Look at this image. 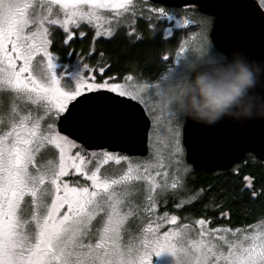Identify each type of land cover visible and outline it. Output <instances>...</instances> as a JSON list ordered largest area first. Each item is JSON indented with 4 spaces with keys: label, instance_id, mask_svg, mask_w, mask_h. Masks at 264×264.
<instances>
[{
    "label": "snow or ice",
    "instance_id": "obj_1",
    "mask_svg": "<svg viewBox=\"0 0 264 264\" xmlns=\"http://www.w3.org/2000/svg\"><path fill=\"white\" fill-rule=\"evenodd\" d=\"M131 3L132 0H0V92L11 93L10 110L3 109L0 99V264H152L153 255H172L178 249L189 251L194 264H264V233L225 226L208 228L207 217L195 220L198 240L190 239L188 224L161 232L160 224L149 220L139 235L129 226L132 217L154 214L158 198L166 202L169 187L185 188L181 173L189 169L182 159L183 118L157 104L161 76L154 83L129 88L116 82L101 66L99 78L81 71L71 80L74 87L71 83L62 85V77L69 74L57 75L55 71L56 57L49 50L53 40L49 39L51 30L46 25H60L67 44L74 35L70 24L77 28L81 21L91 24L101 19L100 9L128 11ZM56 5L63 12V20L53 18ZM258 7L264 8V0H259ZM149 11L156 13L157 23L175 19L163 7H150ZM171 32V27L164 29L166 36ZM79 35L85 34L81 31ZM101 35L112 36L114 32L96 31V36ZM186 51L181 47L176 58ZM211 52L209 63L223 62L224 57ZM199 55L195 54L196 58ZM82 68L90 70L87 63ZM132 79L130 75L126 77L127 81ZM149 89L148 100L158 111L153 123L163 119L167 125L166 129L158 128L157 134L165 130L168 133V165L162 162L158 150L155 164L129 163L123 174H102L100 163L115 161L119 165L130 157L108 151L89 155L78 141L92 130L100 113L126 110L127 102L117 97L145 104L141 93ZM254 94L264 101V93L258 88ZM259 106L264 110V102ZM57 120L63 126L61 130L56 128ZM93 160L99 162L93 168L87 167ZM173 162L171 184L167 179L158 183L155 177L167 178L169 173L157 171L153 176L149 168L156 164L173 167ZM73 175L84 177V182L71 180ZM244 180L252 197H264V189L257 192L251 177L245 176ZM140 181L145 182L143 199L139 183H134ZM202 193L200 190L188 197V202ZM175 206L179 208L181 204ZM216 207L213 205V210ZM220 215L227 213L221 209ZM159 219L176 225L178 217H169L165 212Z\"/></svg>",
    "mask_w": 264,
    "mask_h": 264
},
{
    "label": "water",
    "instance_id": "obj_2",
    "mask_svg": "<svg viewBox=\"0 0 264 264\" xmlns=\"http://www.w3.org/2000/svg\"><path fill=\"white\" fill-rule=\"evenodd\" d=\"M147 1L167 9L195 8L199 14L212 20L208 37L215 52L224 53L229 58L233 53H240L249 61L264 66V10L258 7L257 0ZM213 65L206 63L196 70L210 74ZM262 83L264 77L257 86L260 93H264ZM109 95L117 96L116 93ZM117 98L127 102L126 110L100 113L92 130L78 143H82L88 152L108 151L130 158H145L150 122L137 102L126 97ZM62 127L57 120V130ZM181 143L185 164L197 172L227 171L247 155L264 163V116L245 120L225 117L213 125L183 119Z\"/></svg>",
    "mask_w": 264,
    "mask_h": 264
},
{
    "label": "trees",
    "instance_id": "obj_3",
    "mask_svg": "<svg viewBox=\"0 0 264 264\" xmlns=\"http://www.w3.org/2000/svg\"><path fill=\"white\" fill-rule=\"evenodd\" d=\"M147 27L148 24H139L132 33L118 30L109 39H95L90 29L80 28L73 32V39L67 44L64 43L66 34L60 29L51 28L49 39L53 43L49 50L62 65L69 67L74 62L81 69L87 63L90 70L82 69L89 77L96 75L99 78L102 75L99 67L104 66L106 73L115 77L118 83L122 84L129 75L135 83H150L172 65L181 38L177 32L165 39L161 31L164 27L158 26L153 32L148 31ZM80 31L84 32L83 37L79 35ZM165 56L170 59L165 60ZM189 169L186 190L179 195L178 201L173 197L167 198L166 202L162 199L158 203L160 213L176 215L180 224L207 217L212 227L233 229L247 228L264 221V197H252L244 180L245 176H249L257 192L264 189V163L247 155L241 163L227 171L208 174ZM200 190H203L201 197L188 202V197ZM177 203L181 207L177 208ZM205 205L209 206L206 208ZM213 205L218 207L213 210ZM221 209L227 216L220 215Z\"/></svg>",
    "mask_w": 264,
    "mask_h": 264
},
{
    "label": "rangeland",
    "instance_id": "obj_4",
    "mask_svg": "<svg viewBox=\"0 0 264 264\" xmlns=\"http://www.w3.org/2000/svg\"><path fill=\"white\" fill-rule=\"evenodd\" d=\"M257 1L259 3V0H257ZM27 2L35 3V0H27ZM129 6L137 7L136 8V14L139 16H142L144 19H149V17H155L156 16V13L149 11L148 6L145 5L146 8H144V4L140 0H132V3ZM262 9L264 10V8H262ZM121 10L122 9H113V8L100 9L99 15H100L101 19L99 21L93 20L91 24H89L87 21H81L80 26L78 28L75 25L70 24L69 30L74 32L80 28L91 29V31H93V33H94V36H96V31H98V30L101 32H106V31L111 30L113 32V30L116 29L113 26L114 25H118V26L121 25V22H120L121 20H118L116 16H115L116 20L111 19L112 18L111 15H103L102 13H100V11H110L111 14H115ZM171 14L175 17V19L171 22L165 23L166 25H168V27H171L172 30L184 29V28L189 27V30H188V32L185 33L186 36L183 39H181L180 42H178L176 52H175L173 59H172L173 62H172L171 67L166 69V71H164L160 76L167 73V78L172 77V78L178 79V78H181L185 75H189L191 73L192 70H191L190 66L198 63L195 54H200L202 52V50L205 49L206 45L210 42L209 37H208V31L211 27V19L209 17L200 16L198 18L192 19L191 23L188 22L187 25H185L184 21L185 20L187 21L188 18L186 19L183 16L178 15L174 12H171ZM57 17H59L61 20H63V18H64L63 12L60 10L59 5H56L53 8V18H57ZM178 22H179L180 26H177ZM112 23H113V26L110 27V25ZM46 26H48L50 28V30H51V28H57L63 32V29L60 27V25H46ZM163 36L168 37L165 35V33H163ZM181 47H184L187 51L185 53H180L181 57L176 58ZM212 50H213V48H212ZM211 56H213L212 52H211ZM37 59H39V57ZM56 63H57V68L55 69V71H56L57 75H60L62 72L69 74L68 76L65 74L62 77V79H61L62 85L65 83H71V86L74 87L75 86L74 82H71L72 78H74L79 73H81V71H84V70L82 68L80 69L77 64L74 65V62L71 63V65H69V67H68L65 64L64 65L60 64L56 58ZM207 63H209V62H207ZM67 68H69L70 71L67 70ZM154 82L135 83L133 80H131V81L125 80L122 84H125L129 88H138L140 85L151 84ZM148 91H151V90L149 89V90L141 93V95H143L145 97V101H146L145 104H141L138 100H133V101L137 102L142 107L146 117L148 118V120L150 122V128L148 131V155H147V157L144 159L130 158L129 161H121V163L119 165L116 164L115 161H110L107 165L100 163L99 166L101 168L102 174H104L106 171L109 173H115L117 175L123 174V172L127 171V167L129 165V163H131L132 165L144 164L146 162H152L155 164L157 161V151L158 150H159V154H160L162 162L165 165H168V163H169V151H170L169 147H168V143H167L168 142V133L165 130L162 134H160V135L157 134L158 128L166 129L167 125L163 121V119H161V121L158 122L157 124L153 123V117L158 115V111L153 110V106L148 100ZM10 96H11V93L6 91V90L3 92H0V99H2V101H3V109L4 110H10V101H9ZM126 98L131 99L130 97H126ZM31 107L35 108L34 105H32ZM40 114L42 115L43 113L41 112ZM33 115L35 116L36 113L34 112ZM44 120H47V117H45ZM44 120L41 121L42 125L44 123ZM182 123H183V119L181 121V129H182ZM0 127H2V126H0ZM180 139H181V137H180ZM181 146H182V143H181ZM72 151L74 152L75 149H73ZM86 152L89 155L91 153H93V152H88V151H86ZM94 152L100 153L102 151H94ZM57 155H58V153H57ZM182 159H183V163L185 164V162H184V151H183ZM98 162H99V160H93L91 164L87 165V167L93 168V166L96 165ZM173 165H174L173 167L161 168L158 166V164H156V166L150 167L149 171L152 173L153 176H155V173L157 171H160L162 173L164 171H167L169 173L167 178H165L164 176L155 177V178H156L158 183H162L165 179H167L168 184L170 185L172 182L173 175L175 174V162H173ZM188 169H189V167H188ZM189 172H190V169H189ZM189 172H187V173L182 172L181 173L182 175H184V181H183L184 185H185L186 178L189 175ZM70 179L71 180L79 179L81 182H84V177L78 176V175H73ZM87 183L90 184L91 182L88 181ZM134 183H139V185L141 187V197L140 198L143 199V197L146 195V193L144 192L145 182L140 181V182H134ZM184 190H185V188H177L174 190V189H171V187H169V189H168L169 194H168L167 198L173 197V198L177 199V201H178L180 199L179 195H181L184 192ZM157 191H159V189H157ZM161 200L162 199L158 198L156 212L154 214H152L151 216H148L147 213H142L139 219L136 217L130 218L129 226L133 229L135 234L139 235L142 232L143 228H145L147 226V223L149 220H152V221H155L156 223H159L161 232L166 231L169 228L184 225V224H180L179 221L176 222V225H172V224H170V223H168L162 219H159L160 217H163V215H164V213H160L159 209H158V203ZM170 216L171 215H169V217ZM185 224L189 225V237H190V239L198 240L199 239V236H198L199 226L195 224V221H191V222H188ZM207 227L213 228L212 226H210V223L207 225ZM242 229H247V231L249 233H253V234L264 233V221H261L257 224H254L251 227L242 228ZM152 264H172V256L168 253H162L159 257L153 255Z\"/></svg>",
    "mask_w": 264,
    "mask_h": 264
},
{
    "label": "clouds",
    "instance_id": "obj_5",
    "mask_svg": "<svg viewBox=\"0 0 264 264\" xmlns=\"http://www.w3.org/2000/svg\"><path fill=\"white\" fill-rule=\"evenodd\" d=\"M210 42L197 58L198 63L190 66L191 73L181 78H172L167 73L158 82L157 104L165 107L183 119L213 125L228 117L234 120L264 116L260 104L264 101L254 90L264 77V66L249 61L240 53L229 58L224 53L223 62L213 65L209 74L197 71L211 57ZM172 264H194L192 254L178 249L172 255Z\"/></svg>",
    "mask_w": 264,
    "mask_h": 264
},
{
    "label": "flooded vegetation",
    "instance_id": "obj_6",
    "mask_svg": "<svg viewBox=\"0 0 264 264\" xmlns=\"http://www.w3.org/2000/svg\"><path fill=\"white\" fill-rule=\"evenodd\" d=\"M140 1L144 4V8H146V6H148V8H150V7H162L160 5L152 4V3L148 2L147 0H140ZM136 8L137 7L129 6L128 7V11H124V9H122L121 11L117 12V13H120V15H117V13L111 14L110 11H100V13H102L103 15H111V17H112L111 19H115L116 20V17H117L118 20H121L120 21L121 25H119V26L118 25H114L113 26V23L110 25V27L113 26V27L116 28L115 30H113L114 28L112 29L114 34L118 30H127L129 33L135 32L136 29H138L137 27H138L139 24H146V25L148 24L147 30L148 31H152V32H153V30H156V27H158V26L164 27V29L166 27H168V25H166L165 23H157L156 20L154 19L155 17H153L152 20H149V19H144L142 16L137 15L136 14ZM165 9H166V11L174 12V13H176L178 15H181V16H183L186 19L188 18L187 21L190 22V23H191V21L193 19L192 18L193 16L196 15L197 18L200 17V16H203V15H200L195 10V8H193V7H187V8H183V9H167V8H165ZM164 29L161 30L162 31V36H163V33H164ZM188 30H189V27L188 28H184V29L172 30V32L167 35L168 37H164V36L163 37L165 39H168V38H171L173 35L178 34L177 32H179L180 34L178 36L181 39H183L186 36L185 33L188 32ZM92 35H93V37L95 39H99V38L109 39V38H111L113 36V35L112 36H108V35L94 36L93 31H92Z\"/></svg>",
    "mask_w": 264,
    "mask_h": 264
}]
</instances>
